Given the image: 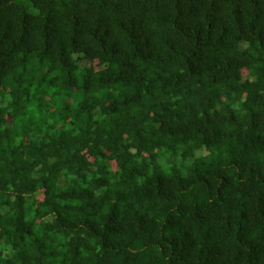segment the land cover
<instances>
[{"label": "trees", "instance_id": "16d2710c", "mask_svg": "<svg viewBox=\"0 0 264 264\" xmlns=\"http://www.w3.org/2000/svg\"><path fill=\"white\" fill-rule=\"evenodd\" d=\"M31 3L0 0V264H264V0Z\"/></svg>", "mask_w": 264, "mask_h": 264}, {"label": "rangeland", "instance_id": "374dc122", "mask_svg": "<svg viewBox=\"0 0 264 264\" xmlns=\"http://www.w3.org/2000/svg\"><path fill=\"white\" fill-rule=\"evenodd\" d=\"M16 2L20 5H23L28 10L30 16H35L37 11L33 7L31 0H16ZM94 159L93 155L88 156V162H92Z\"/></svg>", "mask_w": 264, "mask_h": 264}]
</instances>
